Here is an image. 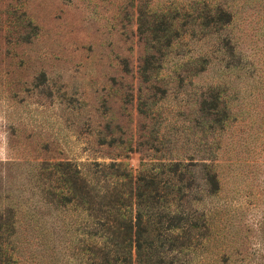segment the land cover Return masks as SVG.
<instances>
[{
    "label": "rangeland",
    "instance_id": "1",
    "mask_svg": "<svg viewBox=\"0 0 264 264\" xmlns=\"http://www.w3.org/2000/svg\"><path fill=\"white\" fill-rule=\"evenodd\" d=\"M203 1L228 4L233 24L209 35L193 19ZM163 13L180 17L163 50L166 96L139 73L153 45L144 31L157 30ZM220 36L234 39L236 55L214 54ZM213 85L228 92L237 117L219 137L216 251L264 264V0H0V211L22 215L20 257L42 250L35 208L50 166L115 159L137 171L143 160L208 158L196 120Z\"/></svg>",
    "mask_w": 264,
    "mask_h": 264
},
{
    "label": "trees",
    "instance_id": "2",
    "mask_svg": "<svg viewBox=\"0 0 264 264\" xmlns=\"http://www.w3.org/2000/svg\"><path fill=\"white\" fill-rule=\"evenodd\" d=\"M201 5L193 19L209 35L233 24L228 4L203 1ZM179 21L178 15L172 20L166 16L157 30L141 29L152 36L153 44L140 67L141 81L164 96L168 90L158 86V81L169 52L163 50L173 47L172 30L178 31ZM217 40L221 45L214 54L236 55L232 37ZM202 61L207 63V59ZM206 70V65L196 68L194 76ZM229 103L228 92L219 85L201 94L197 112L202 120L197 119L196 126L202 128L203 150L209 155L199 163L150 159L134 171L113 159L90 165L59 163L47 173L43 170L42 184H38L41 204L35 208L42 217L36 228L42 250L36 249L30 261L20 257L22 215L9 208L0 211V264H239L216 251V242L221 240L216 221L223 207L219 202L223 191L219 137L237 120ZM143 110L140 106L142 115ZM129 150L135 152L133 147ZM55 214L57 222L50 223L46 217Z\"/></svg>",
    "mask_w": 264,
    "mask_h": 264
}]
</instances>
